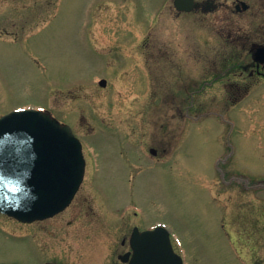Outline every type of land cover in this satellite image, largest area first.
Segmentation results:
<instances>
[{
    "label": "rangeland",
    "instance_id": "obj_1",
    "mask_svg": "<svg viewBox=\"0 0 264 264\" xmlns=\"http://www.w3.org/2000/svg\"><path fill=\"white\" fill-rule=\"evenodd\" d=\"M163 1L0 0V117L45 107L88 160L63 215L0 217L1 264H120L131 229L158 224L185 264L264 260V88L222 101L214 24Z\"/></svg>",
    "mask_w": 264,
    "mask_h": 264
},
{
    "label": "water",
    "instance_id": "obj_2",
    "mask_svg": "<svg viewBox=\"0 0 264 264\" xmlns=\"http://www.w3.org/2000/svg\"><path fill=\"white\" fill-rule=\"evenodd\" d=\"M85 164L72 129L49 114L18 111L1 118L0 211L24 222L61 212L80 188ZM135 242L131 264H183L165 228L136 235Z\"/></svg>",
    "mask_w": 264,
    "mask_h": 264
},
{
    "label": "flooded vegetation",
    "instance_id": "obj_3",
    "mask_svg": "<svg viewBox=\"0 0 264 264\" xmlns=\"http://www.w3.org/2000/svg\"><path fill=\"white\" fill-rule=\"evenodd\" d=\"M163 2L165 3L164 8L167 4H172L178 17L187 15L193 20L214 24L212 29L217 30L219 44L210 65L213 67L212 71L221 72L219 77H223L224 88L227 92L230 91L231 95L224 97L218 90L222 101L237 106L250 99L252 90L264 88V0H181L179 6L184 10L188 8L187 11H180L177 8L176 0H164ZM217 82L220 83V81ZM202 87L197 88L195 92L192 90V100L195 94L200 95L207 88ZM192 107L193 105H191ZM191 108H188V111ZM2 216L0 214V217ZM117 217L123 218L119 215ZM45 222L27 225L34 226ZM136 228L143 230L140 226L135 225L130 231L128 240L124 238L121 242V245L127 246L128 250L117 255L116 260L120 264H127L123 258L127 260L132 251L131 235ZM261 232L264 236V230ZM54 257L42 259V264H70L69 260L58 259V256ZM259 257L253 258V262L263 264V258Z\"/></svg>",
    "mask_w": 264,
    "mask_h": 264
}]
</instances>
